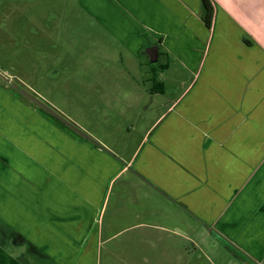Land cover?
Returning <instances> with one entry per match:
<instances>
[{
    "label": "crops",
    "instance_id": "obj_1",
    "mask_svg": "<svg viewBox=\"0 0 264 264\" xmlns=\"http://www.w3.org/2000/svg\"><path fill=\"white\" fill-rule=\"evenodd\" d=\"M209 1L208 26L201 0H63L144 52L164 89L121 154L0 84V264H98L124 235L155 254L144 264H264V0ZM171 57L190 76L173 92Z\"/></svg>",
    "mask_w": 264,
    "mask_h": 264
},
{
    "label": "rangeland",
    "instance_id": "obj_2",
    "mask_svg": "<svg viewBox=\"0 0 264 264\" xmlns=\"http://www.w3.org/2000/svg\"><path fill=\"white\" fill-rule=\"evenodd\" d=\"M9 3L12 7L5 10L8 13L0 11V73L10 82L27 86L97 143H106L121 154L130 153L157 112L158 98L147 91L152 82L147 55H133L89 15L81 10L73 12L70 3L65 7L63 0ZM170 62L171 69L159 77L168 91L173 92L175 86L179 91L190 76L177 74L181 69L173 57ZM0 84L9 87L1 77ZM125 197H133L132 192H126ZM124 236L99 244L98 264H144L143 256H155L142 253V248L140 253L135 244L140 241ZM119 240L132 243L120 248L115 244ZM167 241L154 238L148 246L153 253L157 248L161 253ZM198 255L193 258L202 261ZM28 260V264H49L32 255Z\"/></svg>",
    "mask_w": 264,
    "mask_h": 264
},
{
    "label": "water",
    "instance_id": "obj_3",
    "mask_svg": "<svg viewBox=\"0 0 264 264\" xmlns=\"http://www.w3.org/2000/svg\"><path fill=\"white\" fill-rule=\"evenodd\" d=\"M151 60L153 61L154 59H151ZM0 76L4 80L8 81L7 78L4 77L2 74H0ZM11 87L14 88V89H16L20 94H22L24 97H26L31 102H33L34 104H36L39 108H41L45 112L49 113L50 115H52L53 117H55L56 119H58L60 122H62L63 124H65L67 127H69L70 129H72L73 131H75L76 133H78L79 135H81L82 137L91 140L95 144H98L96 141H94L92 138H90V136H88L82 130H80L73 122H71L70 120L66 119L64 116H62L60 113H58L55 109L51 108L50 106H48L47 104H45L44 102H42L40 99H38L35 95H33L32 93H30L26 89L19 88L16 83H11Z\"/></svg>",
    "mask_w": 264,
    "mask_h": 264
},
{
    "label": "trees",
    "instance_id": "obj_4",
    "mask_svg": "<svg viewBox=\"0 0 264 264\" xmlns=\"http://www.w3.org/2000/svg\"><path fill=\"white\" fill-rule=\"evenodd\" d=\"M201 4H202V8H203V14H202V20L204 21V23L206 25H210L211 22V16H212V6L210 4L209 0H201ZM10 89H12L10 87ZM13 90V89H12ZM163 91V84L160 82H154L153 86L151 87L150 91ZM19 94V93H18ZM40 111H42L43 113H45L46 115H48L50 118L54 119L55 121H57L60 125H62L65 129H67L69 132L75 134L76 136L77 133H75L74 131H72L69 127H67L66 125H64L63 123H61L59 120H57L55 117H53L52 115H50L49 113L45 112L44 110H42L41 108H39ZM80 138H82L81 136H79ZM83 139V138H82Z\"/></svg>",
    "mask_w": 264,
    "mask_h": 264
},
{
    "label": "flooded vegetation",
    "instance_id": "obj_5",
    "mask_svg": "<svg viewBox=\"0 0 264 264\" xmlns=\"http://www.w3.org/2000/svg\"><path fill=\"white\" fill-rule=\"evenodd\" d=\"M12 7V5L9 3V0H7V2L6 3H4V2H0V11L1 12H3V13H8L7 11H5V10H9L10 11V8ZM150 60V59H149ZM0 74H2V73H0ZM4 77H6L7 78V80L8 81H6V82H9V87H11V83H16L17 85H18V87L19 88H23V89H26L27 91H31L30 89H28L27 88V86L25 87V86H22L21 84H19L18 82H10L9 80V77H7L6 75H4V74H2ZM1 77V76H0ZM2 78V77H1ZM151 86H150V89H151V87L153 86V83L156 81V82H160V83H162L163 84V82L162 81H160L158 78H157V75H156V71H154V72H152L151 73ZM3 79V78H2ZM4 80V79H3ZM12 88V87H11ZM12 89H14V88H12ZM149 89V90H150ZM163 89H164V86H163ZM15 91H17L16 89H14ZM18 92V91H17ZM151 92V91H150ZM153 92H155V93H162L163 91H159V90H156V91H152V93ZM19 93V92H18ZM31 93V92H30ZM20 94V93H19ZM20 95H22V94H20ZM23 96V95H22ZM24 97V96H23ZM24 98H26V97H24Z\"/></svg>",
    "mask_w": 264,
    "mask_h": 264
}]
</instances>
